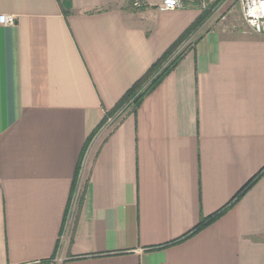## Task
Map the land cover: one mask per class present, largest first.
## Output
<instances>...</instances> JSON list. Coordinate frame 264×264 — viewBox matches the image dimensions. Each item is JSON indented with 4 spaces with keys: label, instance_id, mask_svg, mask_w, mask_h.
<instances>
[{
    "label": "crops",
    "instance_id": "crops-1",
    "mask_svg": "<svg viewBox=\"0 0 264 264\" xmlns=\"http://www.w3.org/2000/svg\"><path fill=\"white\" fill-rule=\"evenodd\" d=\"M147 1L0 0V264H264V175L156 248L264 166V37L241 19L197 29L136 113L106 119L71 194L88 137L206 0Z\"/></svg>",
    "mask_w": 264,
    "mask_h": 264
},
{
    "label": "trees",
    "instance_id": "trees-1",
    "mask_svg": "<svg viewBox=\"0 0 264 264\" xmlns=\"http://www.w3.org/2000/svg\"><path fill=\"white\" fill-rule=\"evenodd\" d=\"M224 0H212L213 5H209L208 9L205 11H202L200 16L182 33V35L174 42L172 43L166 51L146 70V72L124 93V95L120 98V100L116 103V105L105 114V117L103 121L101 122L100 126L94 130V132L88 137L87 141L84 144V147L82 149V153L80 155L79 162L76 166L74 178L72 181L71 186V194H73V191L75 189L76 180L80 171L81 167V161L82 156L90 142V140L93 138V136L96 134L98 129L104 124L107 118L115 115L117 112L125 111L126 109H131L133 113L137 112V109L141 105L142 101L150 94L152 93L158 85L163 81V79L173 70L175 65L179 62L181 57L183 56V53H181L179 56H177L170 64H168L166 67L162 68L163 65L167 62V60L173 55V53L177 50V48L184 43L197 29H199L200 26H202L203 22L206 20V18L211 14L214 10V8L221 3H223ZM147 83V86L142 89V87ZM128 102H131L128 104ZM264 175V166L256 173L254 174L238 191L237 193L231 198V200L224 205L222 208H220L218 211H216L214 214L210 215L207 218L202 219L196 226H194L188 233L184 234L177 240H174L172 242H169L163 246L156 247L157 249L165 248L171 245H175L179 242H183L212 223L216 222L218 219H220L228 210H230L252 187L262 178ZM67 212V211H66ZM66 213L64 214V220H65ZM59 238L56 242V248L58 247ZM41 262V263H46Z\"/></svg>",
    "mask_w": 264,
    "mask_h": 264
},
{
    "label": "built area",
    "instance_id": "built-area-1",
    "mask_svg": "<svg viewBox=\"0 0 264 264\" xmlns=\"http://www.w3.org/2000/svg\"><path fill=\"white\" fill-rule=\"evenodd\" d=\"M132 8L140 10L149 5L147 0H130ZM191 0H159L156 8L161 12L182 9ZM238 5L244 25L254 34L264 37V0H238ZM202 8H204L202 3ZM16 23L15 16H0V25L11 27ZM121 111L109 121H113Z\"/></svg>",
    "mask_w": 264,
    "mask_h": 264
},
{
    "label": "rangeland",
    "instance_id": "rangeland-1",
    "mask_svg": "<svg viewBox=\"0 0 264 264\" xmlns=\"http://www.w3.org/2000/svg\"><path fill=\"white\" fill-rule=\"evenodd\" d=\"M150 2H158L159 0H149ZM224 4H220L219 6L217 5L213 12L211 14H209V16L206 18V20L203 22L202 26L207 24H216L219 21H222L223 18H225L226 15H228L230 18L228 19V21L230 22H238V20H242V17L240 18L239 13L236 9L237 7V2L238 0H225ZM203 6L204 8L201 10L202 11H206L209 7V5H213L212 2L209 3L208 0L203 1ZM200 26L199 29L202 27ZM196 32H194L193 34H195ZM192 34V35H193ZM200 34V33H199ZM197 33V35L194 36H190L184 43H182L177 50L173 53V55L167 60V62L163 65L162 68L166 67L168 64H170L177 56H179L181 53L185 52L188 47L192 44V42L194 41V39L199 35ZM193 37V38H192ZM147 86V83L142 87V89H144ZM131 102H128V104H130ZM120 120V117L116 119V122L118 123V121ZM115 123V124H117Z\"/></svg>",
    "mask_w": 264,
    "mask_h": 264
}]
</instances>
